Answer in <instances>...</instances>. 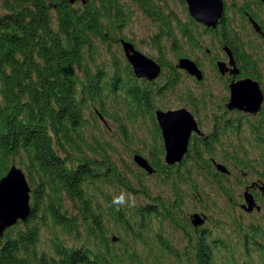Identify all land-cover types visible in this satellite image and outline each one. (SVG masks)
<instances>
[{
    "label": "trees",
    "instance_id": "trees-1",
    "mask_svg": "<svg viewBox=\"0 0 264 264\" xmlns=\"http://www.w3.org/2000/svg\"><path fill=\"white\" fill-rule=\"evenodd\" d=\"M132 1L162 23L160 32L172 36L178 55H183L178 45L182 39L190 49L201 47L192 25L180 24L182 37H176L173 12L167 15L155 0ZM82 4L2 0L0 178L15 164L22 167L31 185L32 209L27 220L0 236V264H264V246L255 242L259 239L254 234L233 241V235H243L238 220L233 232L221 237L214 235L225 229L221 220L210 215L209 225L197 229L190 217L202 209L208 212L210 206L200 175L210 178L208 186H217L214 191L234 200L230 177L215 169L214 161L223 158L242 169L251 167L243 144L213 136L201 144L193 142L183 167L167 165L155 115L167 88L153 81L141 83L114 48L125 39L124 28L135 12L124 0ZM256 6L264 3L257 0ZM241 8L244 19L251 14L264 30V10ZM221 20L218 29H207L220 32L240 56L243 73L262 83L256 57L243 51L242 32L228 8ZM161 39L158 33L159 49ZM104 45L113 62L103 60L91 71L89 65ZM163 54L158 59L163 68L175 69ZM113 63L115 75L109 77L104 66ZM99 114L119 124L123 140L118 138L116 144L121 141L126 151H134L136 140L144 145L136 152H149L156 169L151 175L156 178L154 188L146 184L150 174L134 162L122 169L116 163L115 144L103 132ZM144 119L154 125L150 134L139 133L152 139L149 144L147 138L136 137ZM238 129L221 131L233 135ZM65 237L75 240L68 243Z\"/></svg>",
    "mask_w": 264,
    "mask_h": 264
},
{
    "label": "rangeland",
    "instance_id": "rangeland-1",
    "mask_svg": "<svg viewBox=\"0 0 264 264\" xmlns=\"http://www.w3.org/2000/svg\"><path fill=\"white\" fill-rule=\"evenodd\" d=\"M124 1L129 4V10L134 11L135 14L130 25L124 28L122 35L126 36L125 38L130 40L135 45V47L146 56L154 58L158 61L160 58L159 53L162 51L164 53L163 57H165L169 63L174 64L175 69L164 68L161 72V76L152 80L156 87L166 86L167 88L165 90V96L159 98V109L187 107L195 111L205 131H212L210 129L214 127L216 120L220 119V117L223 115V109L226 107L225 104L230 97L228 78L222 76L220 70L215 65V61L218 58H226V54L223 53L224 51L222 44L219 42V35H221V33L217 31L216 33L210 32L206 26L201 24L198 27H196L194 24H191V22H193L191 20H196L191 16L186 0H155L160 7L165 8L164 10L167 15L173 12L177 17V21L171 20L170 22H174L175 24L173 25V28L178 39L182 37L179 29L180 24L183 23L184 25H192L194 30H196L194 33H196L201 47H194L193 49H190V47L185 43L186 39H182V41H178V45L182 47L181 53L183 55H178L177 50L174 48L175 45H173L174 42L171 38L172 36H169V34L166 33L167 31L164 35L160 32L162 23L143 12L139 6L134 3V1ZM75 2L83 5L80 0H75ZM224 3V8H228V16L234 20L237 31L242 32L240 36L243 38L242 42L245 45L243 51L253 54V56L256 57V65H258L260 76L262 77L261 85L264 88V38L254 30L253 23L251 19H249L250 14L249 16H246V19H244V15L241 13V7L246 5L252 7L257 12L264 10V7H257V0H224ZM0 11H4V8L2 7V0H0ZM261 16L264 18V11L261 13ZM196 22L199 23L198 21ZM158 33H160L162 36V39L159 42L162 46L161 49H159V47L156 45V36ZM114 48L117 50L119 59H121L124 64L126 61L130 63L125 55L122 45H114ZM207 49H211V52L209 53ZM101 52L102 54L96 57V62L92 61L89 65L91 71H95L97 69V65L100 67L103 63V60L109 59L111 62H113V57L109 54L105 45L102 47ZM183 56H189L193 60L198 61L197 63L203 72L202 80L197 79L196 75H191L186 70L183 71L176 68L175 64H177L179 58ZM109 65L104 67L108 72L109 77H111L115 75V64L113 63ZM79 74L81 77H85L84 72L80 71ZM262 110L263 112L260 117H253L247 114H245L243 118L239 117L240 119H238L239 121L236 122L235 125L236 128H239L236 133L238 136L234 135L232 138L230 135L226 136V139H231V145L236 146L237 142H241L243 144L244 151L248 153V157L251 160V167L242 169L237 165L225 162L223 158L222 160H218V162L224 163L227 166V169L230 170L228 173L224 174L229 176L233 183L234 200H230L229 196L222 191H220V193L214 191V188L217 187L215 184L208 186L211 182H209L210 178L206 175L203 174L199 177V182H202L205 185V194H208L209 197L211 196V200L207 201V203L210 205L208 207V212H206V209H202L199 212H204L210 220H212L210 215L214 216L217 220H221L223 223L222 226L225 228L221 235L215 231V236L223 237L226 233H232L235 229L234 221L236 220H242L243 222L248 223V221H253L254 218L258 217V215L255 214L253 210V212L246 210L244 207V204H246L244 196L247 191L246 186L248 184L258 181V178L260 177L264 180V156H262V149L264 146L256 141L257 137L255 138L254 134L252 133L255 125L261 123V121H264V105ZM226 115L230 116L231 114ZM87 116H89V113H87ZM141 121H143V125H140L138 128L136 137L139 139L147 138V144H149L152 142V139L139 133L146 132L150 134L154 126L153 122L150 121V119L140 120V123ZM101 122V128L103 129V132L105 130V134L108 136L107 139L111 140L115 144L117 153L114 154L113 157L116 163L120 165L121 169L123 168L122 166H125L127 163L130 164L134 162L137 169L145 170L134 160L135 155L142 154L149 160V162H152L149 159L148 151L141 150V152H136L138 151L137 148H143L144 145L140 143V141L136 140L135 144L132 145L134 151H126L121 141H118V144H116L118 138L122 136L119 124L112 122L111 120H107V123L103 120H101ZM95 127L97 128L96 124ZM92 128L94 129V127ZM262 134L264 135V132H262ZM163 143L165 144L164 140ZM165 162L167 165L171 166V164H168L167 161ZM181 165L183 167V163ZM192 165L193 164L190 166ZM214 167L217 169L215 165ZM180 170L184 171L183 169ZM145 172L147 171L145 170ZM151 175L152 174L148 175L149 179L146 180V184L154 188V182L156 178L155 176L153 177ZM187 195L188 198L193 196L192 194ZM100 200H102V197L99 198V201ZM255 201L263 206L264 211V195H262L259 189L257 190ZM68 206L71 209L73 205L69 202ZM208 225H204L203 227L206 228ZM45 237L49 239L50 235L45 233ZM65 239L68 241V243H72V240H75L72 238L68 239L67 237H65Z\"/></svg>",
    "mask_w": 264,
    "mask_h": 264
},
{
    "label": "water",
    "instance_id": "water-1",
    "mask_svg": "<svg viewBox=\"0 0 264 264\" xmlns=\"http://www.w3.org/2000/svg\"><path fill=\"white\" fill-rule=\"evenodd\" d=\"M264 2V0H262ZM75 2V0H72ZM86 3L87 0H82ZM190 14L196 21L206 24L209 28L216 29L223 17L225 11L224 0H187ZM253 27L258 33L264 34L260 23L250 16ZM122 48L136 71L137 77L154 80L161 75L162 69L154 58L146 56L128 39L121 40ZM224 50L228 55L229 62L218 60L220 73H227L237 76L240 74V68L236 66V61L230 46L225 45ZM178 68L186 69L191 75H196L197 79H203V72L198 67L196 61L190 57L183 56L177 64ZM231 67V68H230ZM231 89L230 102L227 104L229 110L239 109L248 111L252 114L261 112L264 103V91L259 80L251 77H244L241 80H232L229 85ZM157 122L161 126L162 138L165 142V161L174 165L183 161L189 150L191 134L193 132L201 134L202 131L198 125L195 115L187 108L181 107L172 109H158L155 112ZM100 118L107 123L103 115ZM135 162L143 167L148 173L153 174L154 165L142 155L134 156ZM216 167L221 172L228 173L230 170L222 163H217ZM4 177L0 178V236L6 230L18 223L19 220L28 219L32 209L31 185L22 167L16 164L10 167ZM246 210L252 211L257 203L252 192L248 190L245 193ZM195 226H202L207 217L198 212L192 215Z\"/></svg>",
    "mask_w": 264,
    "mask_h": 264
},
{
    "label": "flooded vegetation",
    "instance_id": "flooded-vegetation-1",
    "mask_svg": "<svg viewBox=\"0 0 264 264\" xmlns=\"http://www.w3.org/2000/svg\"><path fill=\"white\" fill-rule=\"evenodd\" d=\"M225 14V13H224ZM224 14H223V16H224ZM222 21V20H221ZM220 24H221V22H220ZM220 24H219V26H220ZM209 29V28H208ZM216 29H218V27L216 28ZM216 29H214V30H216ZM219 37H220V39H219V42L222 44V47H223V53H225L226 54V51L224 50V46L225 45H228L227 43H225V42H223L224 40H223V37H222V35H219ZM263 38H264V35H263ZM228 46H230V45H228ZM231 47V46H230ZM231 49H232V52H233V54H234V57H235V61H236V66H238L239 68H240V74L239 75H237V76H234V75H231V74H229V73H227V74H225V75H222V76H224L225 78H228V88H229V85H230V83L232 82V80H234V79H236V80H241L242 78H244V77H250V76H247V75H245L243 72V69H244V65L242 64V60L240 59V56L238 55V54H236V52H235V50L231 47ZM208 50V52L210 53L211 52V49H207ZM187 57H189V56H187ZM181 58H183V57H180L179 58V60L181 59ZM191 58V57H190ZM192 59V58H191ZM229 57H228V55L226 54V58H218L216 61H215V65L217 66V62H218V60H223V61H226V62H229ZM129 60V59H128ZM179 60H178V62H179ZM157 61V60H156ZM194 61H196V63L198 62L197 60H194ZM159 64H161V62H159V61H157ZM178 62H177V64H178ZM177 64H175V66H176V68H178L177 67ZM197 65H198V67H200L199 66V64L197 63ZM131 66L133 67V65L131 64ZM218 67V69H219V66H217ZM201 68V67H200ZM231 68V67H230ZM133 69H134V67H133ZM161 69H162V71H163V65L161 64ZM178 69H180V70H186V69H181V68H178ZM187 71V70H186ZM188 72V71H187ZM135 73H136V71H135ZM189 73V72H188ZM190 74V73H189ZM137 76V75H136ZM161 76V75H160ZM137 78H139V77H137ZM252 78V77H251ZM254 78V77H253ZM147 80V81H149L147 78H139V81H141V80ZM256 79V78H255ZM258 80V79H257ZM260 82V81H259ZM141 83H142V81H141ZM166 85V84H165ZM260 85H261V83H260ZM261 87H262V85H261ZM263 88V87H262ZM263 91H264V88H263ZM230 96H231V89H230ZM228 102H230V97H229V99H228V101L226 102V107L223 109V115L220 117V119H217L216 120V122L214 123L215 125H214V127L212 128V129H210V130H212V131H205L204 129H203V127H202V125H201V122L199 121V118L197 117V114L195 113V111H193V110H191V109H189L194 115H195V117H196V120L198 121V125L200 126V129H201V131H202V133L201 134H197V133H195V132H193L192 134H191V140H190V144H189V148L193 145V142H195V141H199L200 142V144L203 142V141H205V140H207V139H212V137L214 136V137H216V138H226V136L227 135H230L231 136V138L234 136V135H236V136H238L236 133L235 134H231V133H228L227 131H224V130H226V129H232V128H234L235 127V125H236V122H238L239 120L238 119H240L239 117H244V115L245 114H247V115H251V116H253V117H260L261 115H262V112H263V110H261V112L260 113H258V114H252L251 112H248V111H241V110H239V109H231V110H229L228 108H227V103ZM264 105V104H263ZM181 108V107H180ZM263 108V107H262ZM168 109H170V108H168ZM174 109H176V108H174ZM174 109H172V110H174ZM226 114H231L230 116H228V115H226ZM156 120H157V117H156ZM264 123L261 121V123H259V124H257V125H255V127L253 128V131H252V133L254 134V137L256 138V141H258L261 145H263L264 146V135L262 134V132H264V125H263ZM158 127H160L161 128V126H159V124H158ZM221 129H224L223 131H221ZM221 131V132H220ZM206 133H207V135H206ZM161 135H162V130H161ZM209 139V140H210ZM262 156H264V147H263V149H262ZM188 153V152H187ZM186 159H187V155L185 156V158L183 159V161H182V163H184L185 161H186ZM181 162L180 163H176V165H174L173 167H178V168H180L182 165ZM239 167V166H238ZM245 174V173H244ZM249 187V188H248ZM246 188H247V190L249 191V192H252V194H253V196H254V198H255V200H256V193H257V190L259 189L260 191H261V193H262V195H264V180L260 177V178H258V181H254V182H251V184H248L247 186H246ZM245 200V199H244ZM257 203V202H256ZM243 204V203H242ZM254 211V213L255 214H257L258 215V217L257 218H254V220L253 221H248V223H245V222H243L242 220H240L239 222H241V223H239V225H240V227H238V231L240 232V233H242L243 235H233L232 236V238H235L234 239V241L235 242H237V240H240V239H243L242 237L243 236H249V235H253L254 234V238H257V239H259V240H255V242H257V243H261V245L262 246H264V211H263V206L261 205V204H259V203H257V205H256V207H255V209L253 210ZM253 211H251V212H253ZM248 240V239H247Z\"/></svg>",
    "mask_w": 264,
    "mask_h": 264
},
{
    "label": "bare ground",
    "instance_id": "bare-ground-1",
    "mask_svg": "<svg viewBox=\"0 0 264 264\" xmlns=\"http://www.w3.org/2000/svg\"><path fill=\"white\" fill-rule=\"evenodd\" d=\"M80 1H81V3H83L82 0H80ZM84 4H86V3H84ZM259 244H260V242H259Z\"/></svg>",
    "mask_w": 264,
    "mask_h": 264
}]
</instances>
